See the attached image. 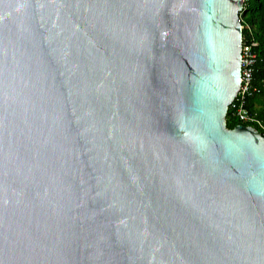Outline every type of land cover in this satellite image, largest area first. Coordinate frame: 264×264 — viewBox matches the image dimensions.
Listing matches in <instances>:
<instances>
[{
  "label": "water",
  "instance_id": "95a60500",
  "mask_svg": "<svg viewBox=\"0 0 264 264\" xmlns=\"http://www.w3.org/2000/svg\"><path fill=\"white\" fill-rule=\"evenodd\" d=\"M245 3L0 0V264H264Z\"/></svg>",
  "mask_w": 264,
  "mask_h": 264
},
{
  "label": "trees",
  "instance_id": "16d2710c",
  "mask_svg": "<svg viewBox=\"0 0 264 264\" xmlns=\"http://www.w3.org/2000/svg\"><path fill=\"white\" fill-rule=\"evenodd\" d=\"M243 14L245 15V22L253 30V35H251L248 28L244 29V42L252 43L254 40L258 44L254 48V52L258 57L254 80L259 92L248 101L247 107L251 114L264 125V0H257V2L255 0H246ZM258 106L263 109H257ZM227 124L229 129H234L240 125L237 121L230 118V114L227 116ZM251 127L256 128L261 133L263 132L256 124Z\"/></svg>",
  "mask_w": 264,
  "mask_h": 264
},
{
  "label": "built area",
  "instance_id": "2783aa9c",
  "mask_svg": "<svg viewBox=\"0 0 264 264\" xmlns=\"http://www.w3.org/2000/svg\"><path fill=\"white\" fill-rule=\"evenodd\" d=\"M243 12L241 14V21L244 29L248 28L251 35H253V30L251 27L245 22L243 17ZM258 44L253 40L252 43L243 44L242 50V78H241V86L240 90L231 103L229 112L230 118L237 121L240 125L252 126L256 124L259 128L262 129V135L264 136V125L260 120H258L254 115L251 114L247 105L248 101L254 98L259 89L255 86V72L256 66L258 62L257 54L254 52V48L257 47Z\"/></svg>",
  "mask_w": 264,
  "mask_h": 264
},
{
  "label": "rangeland",
  "instance_id": "374dc122",
  "mask_svg": "<svg viewBox=\"0 0 264 264\" xmlns=\"http://www.w3.org/2000/svg\"><path fill=\"white\" fill-rule=\"evenodd\" d=\"M255 1L257 2V0H255ZM243 17H245V15H243ZM257 109L262 110L263 108L258 106Z\"/></svg>",
  "mask_w": 264,
  "mask_h": 264
}]
</instances>
